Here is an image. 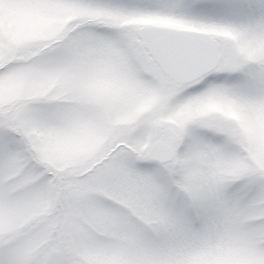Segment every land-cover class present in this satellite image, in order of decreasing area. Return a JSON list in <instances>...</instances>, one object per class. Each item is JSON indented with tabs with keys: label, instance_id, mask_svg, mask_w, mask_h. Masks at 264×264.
I'll return each mask as SVG.
<instances>
[{
	"label": "snow or ice",
	"instance_id": "snow-or-ice-1",
	"mask_svg": "<svg viewBox=\"0 0 264 264\" xmlns=\"http://www.w3.org/2000/svg\"><path fill=\"white\" fill-rule=\"evenodd\" d=\"M0 264H264V0H0Z\"/></svg>",
	"mask_w": 264,
	"mask_h": 264
}]
</instances>
